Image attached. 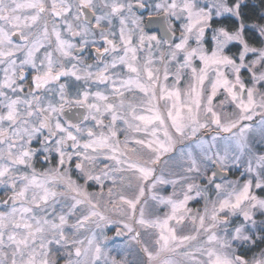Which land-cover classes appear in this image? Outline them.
I'll return each mask as SVG.
<instances>
[{
	"label": "snow or ice",
	"instance_id": "obj_1",
	"mask_svg": "<svg viewBox=\"0 0 264 264\" xmlns=\"http://www.w3.org/2000/svg\"><path fill=\"white\" fill-rule=\"evenodd\" d=\"M0 264H264V0H0Z\"/></svg>",
	"mask_w": 264,
	"mask_h": 264
},
{
	"label": "rangeland",
	"instance_id": "obj_2",
	"mask_svg": "<svg viewBox=\"0 0 264 264\" xmlns=\"http://www.w3.org/2000/svg\"><path fill=\"white\" fill-rule=\"evenodd\" d=\"M231 178L232 179H238L239 177L238 176H232ZM194 207H202V205H194Z\"/></svg>",
	"mask_w": 264,
	"mask_h": 264
},
{
	"label": "trees",
	"instance_id": "obj_3",
	"mask_svg": "<svg viewBox=\"0 0 264 264\" xmlns=\"http://www.w3.org/2000/svg\"><path fill=\"white\" fill-rule=\"evenodd\" d=\"M254 2H255V0H254Z\"/></svg>",
	"mask_w": 264,
	"mask_h": 264
}]
</instances>
